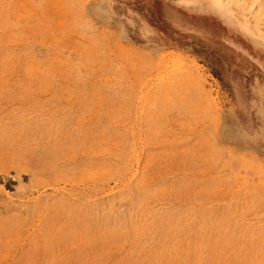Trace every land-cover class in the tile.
Segmentation results:
<instances>
[{
  "label": "rangeland",
  "instance_id": "obj_1",
  "mask_svg": "<svg viewBox=\"0 0 264 264\" xmlns=\"http://www.w3.org/2000/svg\"><path fill=\"white\" fill-rule=\"evenodd\" d=\"M0 264H264V0H0Z\"/></svg>",
  "mask_w": 264,
  "mask_h": 264
},
{
  "label": "bare ground",
  "instance_id": "obj_2",
  "mask_svg": "<svg viewBox=\"0 0 264 264\" xmlns=\"http://www.w3.org/2000/svg\"><path fill=\"white\" fill-rule=\"evenodd\" d=\"M37 182H38V180H37ZM38 184H39V182H38ZM40 184H42V183H40Z\"/></svg>",
  "mask_w": 264,
  "mask_h": 264
}]
</instances>
